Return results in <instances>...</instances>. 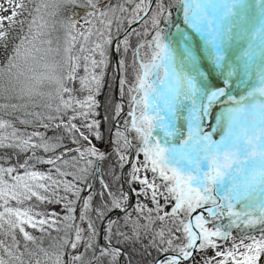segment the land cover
<instances>
[{"label":"snow or ice","instance_id":"6c2138e0","mask_svg":"<svg viewBox=\"0 0 264 264\" xmlns=\"http://www.w3.org/2000/svg\"><path fill=\"white\" fill-rule=\"evenodd\" d=\"M6 3L0 264H264V0Z\"/></svg>","mask_w":264,"mask_h":264},{"label":"rangeland","instance_id":"374dc122","mask_svg":"<svg viewBox=\"0 0 264 264\" xmlns=\"http://www.w3.org/2000/svg\"><path fill=\"white\" fill-rule=\"evenodd\" d=\"M0 4H3L4 7H6V8L9 7V5H7V3H6V0H0ZM7 15H10V10H9L8 12H5V11H3L2 9H0V16H7ZM108 73H109V76H111V73H112V67H111V66H110L109 69H108ZM107 93H108V88L105 87V89H104V94H102V95L99 97V99L101 100V103H102V104H103L104 101H105V96L107 95ZM101 112H102V114H103V109H101ZM105 127H106V126H105ZM29 130H31V129H29Z\"/></svg>","mask_w":264,"mask_h":264},{"label":"trees","instance_id":"16d2710c","mask_svg":"<svg viewBox=\"0 0 264 264\" xmlns=\"http://www.w3.org/2000/svg\"><path fill=\"white\" fill-rule=\"evenodd\" d=\"M48 134H49V135H52V133H51V132H49Z\"/></svg>","mask_w":264,"mask_h":264}]
</instances>
